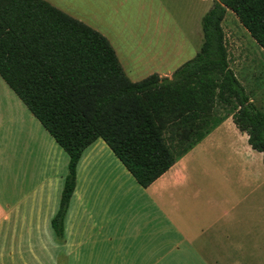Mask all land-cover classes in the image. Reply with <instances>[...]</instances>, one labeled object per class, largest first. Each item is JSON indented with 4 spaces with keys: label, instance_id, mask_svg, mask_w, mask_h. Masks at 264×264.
Masks as SVG:
<instances>
[{
    "label": "crops",
    "instance_id": "crops-1",
    "mask_svg": "<svg viewBox=\"0 0 264 264\" xmlns=\"http://www.w3.org/2000/svg\"><path fill=\"white\" fill-rule=\"evenodd\" d=\"M46 1L103 34L131 81L137 68L127 53L119 58L120 45L114 47L126 27L139 46L153 41L162 46L153 73L170 76L182 61H173V55L183 54L184 44L175 50L164 44L172 23L143 13L182 11V2L191 0ZM197 1L203 6L214 0ZM229 11L223 30L233 16ZM102 13L116 30L94 19ZM153 27L164 35L151 33ZM97 142L77 164L64 233L58 237L51 219L68 156L0 77V264H264V245L244 240L264 235L258 228L264 227L262 153L251 148L231 116L147 187L137 184L109 147L94 148ZM239 190L245 191L241 198ZM255 193L259 199H248ZM246 201L248 209L254 203L260 207V217L239 209Z\"/></svg>",
    "mask_w": 264,
    "mask_h": 264
},
{
    "label": "trees",
    "instance_id": "trees-1",
    "mask_svg": "<svg viewBox=\"0 0 264 264\" xmlns=\"http://www.w3.org/2000/svg\"><path fill=\"white\" fill-rule=\"evenodd\" d=\"M227 9L264 52V0H214L191 59L170 76L131 81L108 39L83 21L46 0H0V77L68 156L51 219L58 237L77 164L97 139L147 187L231 116L264 163V111L230 67L221 25Z\"/></svg>",
    "mask_w": 264,
    "mask_h": 264
},
{
    "label": "rangeland",
    "instance_id": "rangeland-1",
    "mask_svg": "<svg viewBox=\"0 0 264 264\" xmlns=\"http://www.w3.org/2000/svg\"><path fill=\"white\" fill-rule=\"evenodd\" d=\"M203 6L197 0H191L190 2H182V11H175L172 13H143L159 19V21L164 24L167 23L169 25L172 23V25H169L172 26V28L168 26L167 31H163L162 34L159 29L157 30L154 27L152 28L151 33L157 30V32L163 36L165 32V38L167 39L164 44H168V46L170 45L171 49L175 50L177 45L182 46L184 44L183 54L173 55L175 56L173 61L177 58L182 60L176 68L183 62L191 59L199 50L202 42L201 20L199 17L205 15V13L212 6V3L211 1H207ZM228 13L232 12L229 11ZM75 14H80V16L82 15L84 18L85 14L88 13ZM104 14L108 16V13L97 14V17L94 19L97 22L102 23L103 27L110 30H116L117 26L114 22H111L107 17L103 19ZM170 14H172V18L170 17ZM233 16L228 17L224 22V32L230 67L236 74L241 84L244 86L247 93L250 95L251 100L257 108L264 111V52L245 30V28L239 24L236 16L234 14ZM188 24H191L192 28H188ZM134 30L137 32L139 31L136 27H134ZM189 31H192V36L189 35ZM197 31L200 34L199 38L197 37ZM154 42L155 41H153L152 44L146 43L139 46L137 43L133 42L130 29L126 27L125 36L120 37L117 40V44L115 43L114 47L116 49L117 45H120L121 47V52L117 49L119 58H121L122 53H127L131 65L137 68V70H135V75H130L132 80L138 81L150 73L156 71L158 72V66L155 63H160V60L158 59L160 58V55L163 54V51L162 46L160 44L157 45ZM142 46H144L143 50H141L143 48ZM228 112L229 111L224 108H219L218 110L220 115H227ZM97 141L98 142L94 144V148L99 149L98 146L103 145V147L109 149L101 139H97ZM239 193V198H241L244 196L245 191L243 192L242 190H239ZM256 198H260V193L248 196V199ZM239 209L245 210L246 212L252 210L255 213V216L257 215L260 217L261 209L256 203L253 204V208L248 209V202L246 201L245 203L239 205ZM258 228L264 227L258 226ZM244 240L246 242L253 241V243L264 245V235L244 237ZM66 251L67 249H63V252ZM254 263L257 262L255 261Z\"/></svg>",
    "mask_w": 264,
    "mask_h": 264
}]
</instances>
